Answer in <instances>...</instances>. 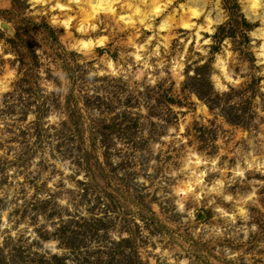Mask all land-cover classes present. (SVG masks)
Masks as SVG:
<instances>
[{"label": "rangeland", "instance_id": "rangeland-1", "mask_svg": "<svg viewBox=\"0 0 264 264\" xmlns=\"http://www.w3.org/2000/svg\"><path fill=\"white\" fill-rule=\"evenodd\" d=\"M0 264H264V0H0Z\"/></svg>", "mask_w": 264, "mask_h": 264}, {"label": "bare ground", "instance_id": "bare-ground-1", "mask_svg": "<svg viewBox=\"0 0 264 264\" xmlns=\"http://www.w3.org/2000/svg\"><path fill=\"white\" fill-rule=\"evenodd\" d=\"M97 8V10L99 9V8H101L102 7V2H100V3H98V6H96Z\"/></svg>", "mask_w": 264, "mask_h": 264}]
</instances>
